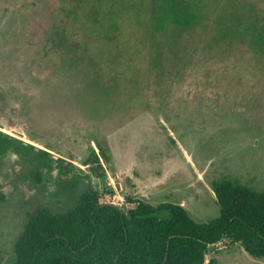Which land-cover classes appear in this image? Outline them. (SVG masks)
Wrapping results in <instances>:
<instances>
[{
  "label": "rangeland",
  "instance_id": "rangeland-1",
  "mask_svg": "<svg viewBox=\"0 0 264 264\" xmlns=\"http://www.w3.org/2000/svg\"><path fill=\"white\" fill-rule=\"evenodd\" d=\"M132 1L107 24L96 7L79 12L83 0H0V130L71 169L57 164L40 181L42 154L0 150V264H16L30 213L69 208L89 186L121 206L180 203L199 222L220 213L217 181L264 191V58L221 38L213 14L170 26L182 37L164 40ZM94 149L101 162L90 168L81 160ZM211 259L264 264L232 240L210 248Z\"/></svg>",
  "mask_w": 264,
  "mask_h": 264
},
{
  "label": "trees",
  "instance_id": "trees-1",
  "mask_svg": "<svg viewBox=\"0 0 264 264\" xmlns=\"http://www.w3.org/2000/svg\"><path fill=\"white\" fill-rule=\"evenodd\" d=\"M83 1L85 4L80 6L79 12L96 7L105 12L107 24L133 2L122 1L120 7H115V0ZM149 1L148 7V2L141 0L140 10L148 8L149 25L153 26L154 34L165 32L164 40L177 41L182 37L166 34L170 26L187 30L213 14L210 26L218 29L221 38L239 46L243 44L245 52L249 51L253 57L255 54L263 63V0H241L240 3L236 0ZM211 1L217 2L213 6L215 10L202 11L203 4L209 6ZM58 36L64 41L62 34ZM159 41L152 43L157 45ZM153 56L159 57V54ZM0 138H3L1 151L18 143L42 154L43 159L39 160L42 175L37 174L38 163L31 165L40 181L51 177V170L57 164L61 172L71 171L61 163L64 162L61 157L47 150L1 130ZM94 154L95 157L81 163L91 168L93 159L101 162L95 149ZM83 175L89 178L88 172ZM214 184L220 213L206 222L194 220L180 203L169 201L153 205L141 198H131L126 206H121L101 202L102 190L86 187L76 204L69 208L55 211L40 207L29 214L24 232L16 243V264H206L210 248L225 240L241 243L251 256L264 257V191L228 179ZM103 185L107 188L105 183ZM214 262L215 259H211L208 264Z\"/></svg>",
  "mask_w": 264,
  "mask_h": 264
}]
</instances>
